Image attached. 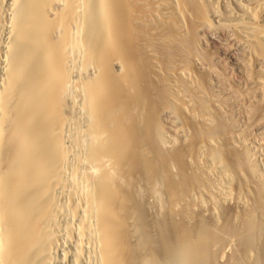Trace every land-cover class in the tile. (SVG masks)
<instances>
[{"label": "bare ground", "instance_id": "6f19581e", "mask_svg": "<svg viewBox=\"0 0 264 264\" xmlns=\"http://www.w3.org/2000/svg\"><path fill=\"white\" fill-rule=\"evenodd\" d=\"M230 1L0 0V264H264L226 117L264 129V0ZM221 37L249 98L203 54Z\"/></svg>", "mask_w": 264, "mask_h": 264}, {"label": "rangeland", "instance_id": "374dc122", "mask_svg": "<svg viewBox=\"0 0 264 264\" xmlns=\"http://www.w3.org/2000/svg\"><path fill=\"white\" fill-rule=\"evenodd\" d=\"M224 1V0H223ZM222 0H221V2L219 3V4H217L219 7L218 8H220V6H221V8L220 9H218L219 11H220V13H223V11H225V7L224 6H228L227 8H230L231 6L233 7L234 5L231 3V1H230V3L226 0V2L224 1L223 2ZM224 4H223V3ZM228 2V4H226ZM222 4V5H221ZM231 5V6H230ZM231 7V9H235L236 11H237V9L236 8H232ZM223 11H222V10ZM234 10V11H235ZM262 24V23H261ZM225 41H227L228 42V40L226 39L225 40V38H223L222 39V37L220 38V40L218 41V43H217V45H215V46H209L208 48L207 47H203L204 48V52H203V54L205 55V57H207V59L209 58V60L210 59H216V61L218 62V70L220 69V71H222L221 73L223 74V73H225V71H226V75H223L222 77H223V79H226L227 77H228V79L229 80H231V82L228 80V79H226V81L225 80H223V83H224V86H226V88H228L227 86H230V84H231V88L230 89H232V88H234V90H235V88H237V90H239V92H240V96H244V97H246L247 96V98H249V96L251 95V93L253 92L251 89H252V87H251V85H248L249 87L247 88L246 87V85H247V82H246V80H244L245 78L243 77V76H241L238 72H236L235 70V72L233 73L232 71H233V67H232V65L230 64V62H229V57H228V55H227V53H225V52H228V54H233V55H235V57L237 58L238 57V52L239 51H235L234 49H232V47L233 48H235L234 46H232L231 47V43L230 42H225ZM220 46V47H219ZM226 47V48H225ZM206 50V51H205ZM217 52V53H216ZM226 55H225V54ZM215 55V56H214ZM223 55V56H222ZM225 55V56H224ZM241 55V56H240ZM220 56V57H219ZM226 56H227V59H225L226 58ZM239 56L241 57V60H243V56H242V54L239 52ZM240 57H238L237 59L238 60H240ZM223 59V60H222ZM212 61V60H211ZM226 62H228V63H226ZM227 68H230V70L229 69H227ZM232 70V71H231ZM233 73V74H232ZM237 73V74H236ZM240 76H239V75ZM225 76H226V78H225ZM228 82H230L229 83V85H228ZM235 87H234V86ZM223 86V89L222 88H220V90H219V88L218 87H214L215 89L216 88H218V90L217 91H221V94L222 93H225L226 91L224 90L225 89V87ZM233 86V87H232ZM228 88V89H229ZM240 88V89H239ZM243 89H245V92H244V90ZM237 90H235V91H237ZM241 90V91H240ZM247 90V91H246ZM223 91V92H222ZM225 91V92H224ZM242 94V95H241ZM247 94V95H246ZM223 95V94H222ZM249 95V96H248ZM229 97V96H228ZM237 97H239V96H236L235 95V98H237ZM233 98V97H232ZM231 98V99H232ZM230 99V100H231ZM234 99V98H233ZM235 101H233V100H231V102L233 103V107H231L233 110L235 109L234 108V106L236 105V104H234L235 102L237 103V99H234ZM247 102V101H246ZM245 102V103H246ZM231 103V104H232ZM238 103H240V104H237L236 105V109H235V111H232V110H230L229 109V111L231 112H233V114H232V112H231V115H230V113H229V115L228 116H226V117H229L230 119H232L233 120V122L235 123V125H236V127H237V131L239 132L238 134L240 135V134H242V135H240V139H239V143H243L244 145H246L247 146V149H248V151L249 152H251V153H249L250 154V156L254 153V155H252L253 157H254V160H255V158L257 159L256 160V162H258V164H257V166H259L258 168H259V171H261L260 173L261 174H263L262 176L264 177V129H262L263 127H261V125H259L260 127H258L257 125L258 124H256L255 125V123H257V122H255L256 121V119H253V116H254V114L252 115L251 113H253V112H251L252 110H254V108H252V104L251 103H249L248 102V106H247V103L245 104L246 106H244L243 105V103L242 102H240V100L238 101ZM249 104H251V105H249ZM241 107H239V106ZM243 105V106H242ZM238 107L240 108L238 111H237V109H238ZM243 107H245V109L243 108ZM251 108V109H250ZM249 109V110H248ZM243 111V113H242V111ZM248 111V112H247ZM249 111H250V113H249ZM248 113V115L246 116V114L245 113ZM252 115V116H251ZM248 116H250V117H248ZM252 117V118H251ZM239 119V120H238ZM243 119V120H242ZM246 119V120H245ZM254 120V124H252L253 123V120ZM248 121V122H247ZM264 123V122H263ZM252 124V125H251ZM248 125V126H247ZM250 125H251V127H250ZM239 126V127H238ZM248 127V128H247ZM253 127V128H252ZM258 127V128H257ZM251 128V129H250ZM246 129V130H245ZM244 133H245V135H244ZM252 134V135H251ZM250 137H249V136ZM262 138V139H261ZM244 139V140H243ZM253 139V140H252ZM242 140V141H241ZM244 141V142H243ZM248 146H252L251 148L250 147H248ZM257 148V149H256ZM261 152V153H260ZM262 158V159H261ZM262 161H263V164H262ZM262 167V168H261ZM261 169V170H260Z\"/></svg>", "mask_w": 264, "mask_h": 264}]
</instances>
